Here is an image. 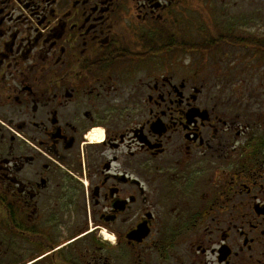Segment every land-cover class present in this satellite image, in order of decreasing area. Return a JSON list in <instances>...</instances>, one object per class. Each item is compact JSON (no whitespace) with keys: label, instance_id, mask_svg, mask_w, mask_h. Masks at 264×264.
Wrapping results in <instances>:
<instances>
[{"label":"flooded vegetation","instance_id":"af4514ba","mask_svg":"<svg viewBox=\"0 0 264 264\" xmlns=\"http://www.w3.org/2000/svg\"><path fill=\"white\" fill-rule=\"evenodd\" d=\"M220 2L0 0V264H264V34Z\"/></svg>","mask_w":264,"mask_h":264},{"label":"rangeland","instance_id":"374dc122","mask_svg":"<svg viewBox=\"0 0 264 264\" xmlns=\"http://www.w3.org/2000/svg\"><path fill=\"white\" fill-rule=\"evenodd\" d=\"M220 3L223 7H229L225 15L227 25L233 27V31L241 33L264 34V0H208ZM228 18V19H227Z\"/></svg>","mask_w":264,"mask_h":264},{"label":"trees","instance_id":"16d2710c","mask_svg":"<svg viewBox=\"0 0 264 264\" xmlns=\"http://www.w3.org/2000/svg\"><path fill=\"white\" fill-rule=\"evenodd\" d=\"M240 42H242V40H240Z\"/></svg>","mask_w":264,"mask_h":264}]
</instances>
